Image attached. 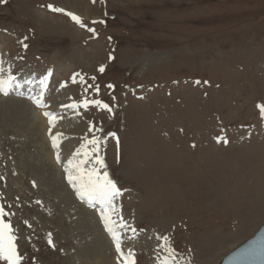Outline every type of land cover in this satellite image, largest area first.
Listing matches in <instances>:
<instances>
[{"label": "rangeland", "instance_id": "1", "mask_svg": "<svg viewBox=\"0 0 264 264\" xmlns=\"http://www.w3.org/2000/svg\"><path fill=\"white\" fill-rule=\"evenodd\" d=\"M0 60L15 77L29 73L31 91L51 70L42 96L51 132L39 112H5L0 102V205L21 264H120L100 206L79 201L64 170L93 136L121 188L113 219L137 230L117 223L135 264H218L264 224V0H5ZM88 212L97 238L77 231ZM164 235L175 258L160 247ZM211 247L222 252L214 262Z\"/></svg>", "mask_w": 264, "mask_h": 264}, {"label": "snow or ice", "instance_id": "2", "mask_svg": "<svg viewBox=\"0 0 264 264\" xmlns=\"http://www.w3.org/2000/svg\"><path fill=\"white\" fill-rule=\"evenodd\" d=\"M4 2L5 0H0V3ZM93 2H95V0H93ZM47 7L55 12H65V9L55 7L51 4L47 5ZM66 14L77 24L83 26V22L78 15L72 12H66ZM97 22L104 23L102 20L92 21L93 24ZM88 31L95 34L94 28H89ZM23 46L25 48L28 47L27 44H24ZM112 58L113 57L110 54L109 59ZM4 63L5 61L0 60V92L6 93L7 89L16 81V77L11 73V63L9 62V67L7 69L3 67ZM98 70L103 73L105 71V67L101 65ZM50 75L51 70H49L47 74L43 75L40 80L41 85L46 83ZM78 75L79 74H74L73 83L76 82V76ZM92 79L95 80V77H92ZM80 82L84 83L83 76H80ZM197 83H200V81H197ZM205 83H207V81H205ZM64 86V84H61V87ZM107 87L113 88L114 85L108 84ZM88 89H93L94 91L99 92V86L96 85H88L85 90L87 91ZM33 100L37 105L41 104V100L36 97H33ZM81 104L84 108H87L89 104H94L98 107L111 111L110 106L101 100L84 99L81 101ZM76 106L77 105L75 103L69 105V107L72 108H75ZM257 107L260 109L261 117L264 118V105L258 104ZM44 115L49 118V125H52L53 120L55 119L52 113L45 112ZM92 130L93 128L90 126L89 131ZM51 131L52 129L50 127L49 132ZM96 131H102V129H96ZM61 135V133H56L51 136L53 148L59 147L58 137ZM108 135L115 136V133H108ZM224 142L227 143L228 141L225 140ZM87 145H92L90 150L87 149ZM99 145L100 138L96 136H93L91 139H86L85 142L80 145V147L73 154L72 158L68 160V165L64 169L67 173V181L73 188H75L76 195L82 200H87L89 203L95 201L100 205L97 209L100 220L103 222L104 229L112 238L113 244L115 245V251L119 254L118 259H120V264H135L133 250L128 249L127 254L122 251V237L117 231V223H119V227L130 230L133 235L136 234L137 230L130 227L124 221L123 217H120L119 222L113 219V216L116 215L118 211L114 201L121 195V188L118 187L117 181L110 176L104 158L98 154ZM93 153H97L95 155L94 165L92 168L85 171V162ZM81 155H83L84 159L79 158ZM56 159L57 161L60 160L59 152L56 154ZM37 203H39V201H37ZM9 215L12 214L6 212L4 207L0 205V261H5L6 264H21L23 257L17 250L16 237L13 234V226L10 222H5L4 219ZM25 223L27 222L25 221ZM159 239H162L164 242L160 245V247L167 251L169 257L175 258V249L168 243L170 238L167 235H164ZM48 243L49 245L54 246L51 234L48 235ZM234 256L237 260V264H255L257 260H259V264H264V234L250 240L245 247L240 248L236 253H234ZM165 264H167V260H165Z\"/></svg>", "mask_w": 264, "mask_h": 264}, {"label": "bare ground", "instance_id": "3", "mask_svg": "<svg viewBox=\"0 0 264 264\" xmlns=\"http://www.w3.org/2000/svg\"><path fill=\"white\" fill-rule=\"evenodd\" d=\"M41 12V11H40ZM38 14V13H37ZM42 14V13H40ZM39 14V16H40ZM46 15V14H45ZM58 16V14H56ZM55 15V17H56ZM54 16V15H53ZM38 17V16H37ZM49 17V16H47ZM46 17V18H47ZM40 17H38L37 19H39ZM51 19V18H49ZM57 19V18H55ZM59 20V19H58ZM57 21V20H56ZM62 23V22H61ZM66 24V23H65ZM58 25V24H57ZM70 26V25H69ZM71 27V26H70ZM30 36V35H29ZM79 52V51H78ZM40 79V78H39ZM35 85L34 83V78L29 75V73H23L22 75H18L16 77V81L11 85V87H9L8 89H12V90H15V94L17 96H23V99H20L18 97L16 98H9V97H4L1 92H0V98H3L0 102L3 104V107H4V110L5 112H10V113H18L19 112H28L31 113V112H39L41 115L40 118L44 121L45 120H48V118H44L42 116V112L43 111H47L48 110V107L45 106V105H42V103L36 107L34 105V100H33V97H35V95L39 94V95H43V93L45 92V84L44 85H41L39 84L38 87H36L34 89V91H31L32 90V87ZM48 86H49V83H48ZM47 86V88H48ZM35 90L37 91L35 93ZM54 92L57 94V95H60L61 96V93L63 92V90L61 88H57L54 90ZM44 96V95H43ZM28 101V102H27ZM0 103V104H1ZM24 114V113H23ZM34 114V113H33ZM54 124L52 123L51 125V129H54ZM146 155V154H145ZM174 155V154H173ZM140 157V156H139ZM192 168V167H191ZM198 170V169H197ZM201 170V169H200ZM205 170V169H204ZM199 171V170H198ZM198 175V174H197ZM155 177V176H154ZM153 177V178H154ZM48 178V177H47ZM202 197V196H201ZM72 204V203H71ZM92 204H95V205H99L97 202L93 201ZM147 209V208H146ZM80 221L79 223L77 224V231L79 233V236L81 237V235L83 236L85 232H87V229L86 227H88L91 231V236L92 237H96L98 234H99V230L97 229L96 225H95V220L93 219V216L91 215V213L88 212V215H82V218L80 216ZM86 219V220H85ZM85 221H87V223H85ZM199 229V228H198ZM203 231V229H202ZM89 232V231H88ZM208 232V231H207ZM204 234V233H203ZM88 236V235H87ZM97 238V237H96ZM221 249V247H220ZM218 250V249H217ZM210 251V252H209ZM216 250H212V247L207 250V255H209L210 259L212 260V262L216 261L220 254L222 252L218 251V252H215Z\"/></svg>", "mask_w": 264, "mask_h": 264}, {"label": "water", "instance_id": "4", "mask_svg": "<svg viewBox=\"0 0 264 264\" xmlns=\"http://www.w3.org/2000/svg\"><path fill=\"white\" fill-rule=\"evenodd\" d=\"M261 234H264V224L260 225L259 228L252 234V236L249 237L246 241L242 242L236 248L226 254V256L219 262V264H237L234 253H236L240 248L245 247L250 240L260 236ZM255 264H259V260H257Z\"/></svg>", "mask_w": 264, "mask_h": 264}]
</instances>
